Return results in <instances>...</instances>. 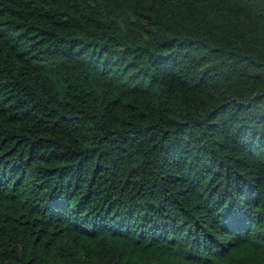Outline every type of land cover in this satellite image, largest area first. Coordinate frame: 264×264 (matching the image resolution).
Returning <instances> with one entry per match:
<instances>
[{
    "label": "trees",
    "instance_id": "16d2710c",
    "mask_svg": "<svg viewBox=\"0 0 264 264\" xmlns=\"http://www.w3.org/2000/svg\"><path fill=\"white\" fill-rule=\"evenodd\" d=\"M0 264H264V0H0Z\"/></svg>",
    "mask_w": 264,
    "mask_h": 264
}]
</instances>
